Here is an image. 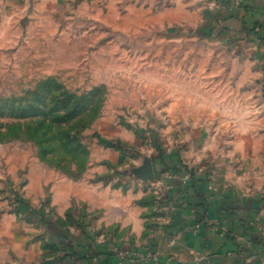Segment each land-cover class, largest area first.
<instances>
[{"label":"crops","instance_id":"0c3cea01","mask_svg":"<svg viewBox=\"0 0 264 264\" xmlns=\"http://www.w3.org/2000/svg\"><path fill=\"white\" fill-rule=\"evenodd\" d=\"M223 1L0 0L5 23L62 8L132 22L169 71L149 101L150 144L119 127L122 148L92 156L80 180L23 194L38 214L48 197L50 217L19 220L0 194V264H117L110 247L156 264L264 263V0ZM177 161L196 191L171 172Z\"/></svg>","mask_w":264,"mask_h":264},{"label":"rangeland","instance_id":"374dc122","mask_svg":"<svg viewBox=\"0 0 264 264\" xmlns=\"http://www.w3.org/2000/svg\"><path fill=\"white\" fill-rule=\"evenodd\" d=\"M134 32L132 22L102 25L65 8L0 22V194L19 220L50 217L48 197L38 214L23 194L80 180L92 156L122 148L117 128L153 141L149 101L169 71Z\"/></svg>","mask_w":264,"mask_h":264},{"label":"built area","instance_id":"2783aa9c","mask_svg":"<svg viewBox=\"0 0 264 264\" xmlns=\"http://www.w3.org/2000/svg\"><path fill=\"white\" fill-rule=\"evenodd\" d=\"M224 1L227 3L229 2L228 0H224ZM219 8L220 7L217 6L213 7L214 10H218ZM181 170H182V175L179 176L180 180L183 185L187 186L191 180L190 173L186 171L185 168H181ZM106 252L117 258V264H156L154 256L149 252L144 253L142 250L140 251V250L132 249V250L123 251L120 249L110 247L108 248V250H106ZM260 264H264V263H260Z\"/></svg>","mask_w":264,"mask_h":264},{"label":"trees","instance_id":"16d2710c","mask_svg":"<svg viewBox=\"0 0 264 264\" xmlns=\"http://www.w3.org/2000/svg\"><path fill=\"white\" fill-rule=\"evenodd\" d=\"M181 168H185L186 171H188L190 173L191 180H190L189 184L186 187L193 188L195 190V181H194L193 172H192L191 169H189L187 166H185V165H183V164H181L180 162L177 161V162L173 163L172 168H171V170H172L171 172H174L176 175L181 176L182 175ZM107 254L109 255V253H107Z\"/></svg>","mask_w":264,"mask_h":264},{"label":"water","instance_id":"95a60500","mask_svg":"<svg viewBox=\"0 0 264 264\" xmlns=\"http://www.w3.org/2000/svg\"><path fill=\"white\" fill-rule=\"evenodd\" d=\"M46 264H48V263H46ZM49 264H52V262H51V263H49Z\"/></svg>","mask_w":264,"mask_h":264}]
</instances>
